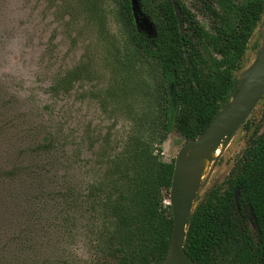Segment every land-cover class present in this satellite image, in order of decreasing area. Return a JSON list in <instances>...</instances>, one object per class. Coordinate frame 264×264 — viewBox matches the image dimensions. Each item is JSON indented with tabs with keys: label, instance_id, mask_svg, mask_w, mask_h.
Instances as JSON below:
<instances>
[{
	"label": "trees",
	"instance_id": "trees-1",
	"mask_svg": "<svg viewBox=\"0 0 264 264\" xmlns=\"http://www.w3.org/2000/svg\"><path fill=\"white\" fill-rule=\"evenodd\" d=\"M190 1L175 0L180 24L174 0H136L135 7L121 0L140 66L122 63L115 69L122 86L94 95L107 106L116 102L111 111L121 112L129 127L119 139L107 133L92 142L85 175L72 155L61 158L68 142L55 134L35 148L55 154L54 162L6 171L10 179L27 175L10 239L19 242L10 244L19 264L54 253L60 259L48 264H162L173 231L164 201L174 163L162 159L161 145L174 130L185 140L201 136L264 50V0ZM144 63L154 80L144 79ZM95 72L82 61L49 91L65 95L75 83L93 81ZM242 127L249 129L247 144L232 173L204 194L203 183L194 199L184 248L199 264H264V131L249 122Z\"/></svg>",
	"mask_w": 264,
	"mask_h": 264
},
{
	"label": "rangeland",
	"instance_id": "rangeland-1",
	"mask_svg": "<svg viewBox=\"0 0 264 264\" xmlns=\"http://www.w3.org/2000/svg\"><path fill=\"white\" fill-rule=\"evenodd\" d=\"M199 19L203 21L200 15ZM82 61L92 64L97 77L75 83L65 95L53 96L49 88L55 78ZM139 61L121 0H0V264H19L17 250L13 254L10 249V244L17 248L19 242L10 239L17 235L19 190L27 181L22 172L10 179L6 171L54 162L55 154L50 156L35 148L43 138L55 134L61 142H68V151L62 152L61 158L72 155L74 167L81 166L85 175L83 166L88 168L86 159L91 158L92 142L107 133L119 139L129 127L121 112L111 111L117 108L116 102L110 106L102 103L94 95L95 89L104 91L113 83L114 88L122 86L123 74L115 69L121 70L122 63L140 66ZM263 63L260 61L250 79ZM142 71L145 80L155 79L149 64L144 63ZM246 122L264 131V102ZM248 130L241 127L215 148L217 162L203 184L202 194L232 173L246 147ZM187 141L174 130L161 145L162 159L175 163ZM81 150L80 157L74 156ZM191 156L192 150L185 159ZM164 203L170 205V191ZM48 258L60 259L55 253L44 255L38 264H48Z\"/></svg>",
	"mask_w": 264,
	"mask_h": 264
},
{
	"label": "water",
	"instance_id": "water-1",
	"mask_svg": "<svg viewBox=\"0 0 264 264\" xmlns=\"http://www.w3.org/2000/svg\"><path fill=\"white\" fill-rule=\"evenodd\" d=\"M136 0H133L135 7ZM177 15L180 12L174 0ZM181 24V19H180ZM263 53L254 66L244 78L238 94L231 102L216 116L214 121L207 127L204 133L196 139L188 140L179 150L174 163V171L170 188V207L173 216V231L167 254L162 264H199L194 261L184 248L186 238V227L191 214L195 196L200 186L190 195L182 190V170L185 153L191 148L207 149L211 146L218 148L222 142L234 135L246 122L258 104L264 102V63L261 70L255 74L253 82L249 83L250 76L260 63ZM215 160L213 161V163ZM212 163V165H213ZM211 165V167H212Z\"/></svg>",
	"mask_w": 264,
	"mask_h": 264
},
{
	"label": "bare ground",
	"instance_id": "bare-ground-1",
	"mask_svg": "<svg viewBox=\"0 0 264 264\" xmlns=\"http://www.w3.org/2000/svg\"><path fill=\"white\" fill-rule=\"evenodd\" d=\"M261 61H264V55ZM251 82H253V80L249 79V83ZM215 148V146H211L207 149L191 148L190 150H192L193 156L186 159L185 156L190 150L185 153L182 170V190L186 194H192L207 177L211 165L215 159Z\"/></svg>",
	"mask_w": 264,
	"mask_h": 264
}]
</instances>
